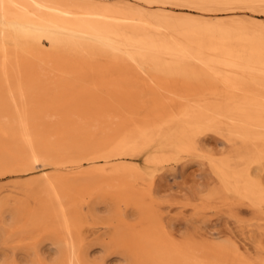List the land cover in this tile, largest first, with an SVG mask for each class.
Instances as JSON below:
<instances>
[{
	"label": "bare ground",
	"instance_id": "6f19581e",
	"mask_svg": "<svg viewBox=\"0 0 264 264\" xmlns=\"http://www.w3.org/2000/svg\"><path fill=\"white\" fill-rule=\"evenodd\" d=\"M194 157L241 241L163 218ZM263 168L264 0H0V264H264Z\"/></svg>",
	"mask_w": 264,
	"mask_h": 264
},
{
	"label": "rangeland",
	"instance_id": "374dc122",
	"mask_svg": "<svg viewBox=\"0 0 264 264\" xmlns=\"http://www.w3.org/2000/svg\"><path fill=\"white\" fill-rule=\"evenodd\" d=\"M203 141H204V144L207 147L211 148L210 150H213V151L214 150L220 151L221 150L220 148L222 146L224 147L223 145L224 143L221 140L220 136L213 132L207 133L204 136ZM139 159H140L139 162L141 161L140 163L143 164L142 157ZM203 162L204 161L198 157H194L192 159L187 158V159H183V160H180L174 163L172 166L169 165L168 167L160 171V173H158L159 175L158 177L156 176L157 179L155 181L156 184L154 186L156 188H154V191L156 195L158 196L157 199L159 198L158 200L160 204H162L163 202L161 206L162 207L161 209L164 210L163 214L165 215L166 213L169 212L167 216L165 215L163 216V218L166 217L167 219L168 217L170 219L167 221L169 223L172 222L171 224H172L173 230H175L176 233L178 232V234L184 229L189 228L192 230L191 226L194 224L196 225L195 227L197 228V224H198L199 228L200 226H202L201 228H203L205 233H208V236L210 235V237L212 236V234L213 235L222 234L221 237L216 236V238L225 239L228 237L224 235L229 234L228 236L234 238V236H231L230 233L236 229L235 228L236 226L235 225L233 226L234 220L232 219V217L231 218L227 217L228 214L226 215L225 214L226 212L219 210L220 213H216L218 212V209L212 208L211 211L209 209L208 212L207 210L205 211L206 213H204V215L202 214V216L205 218L204 220H203V217L197 216V218L200 217L199 220H203L204 222L199 221L197 218H194L196 214L194 212V209L191 210V208H193V204L197 202L198 200H200L199 197H201V195L203 194V190L205 189L204 186L208 183V181L210 184H212L211 183L212 180L210 179L211 172L210 170H208V164H206L205 162L203 163ZM208 174L210 178L208 177ZM262 176L264 180V168H263ZM207 178H208V181H207ZM1 181H2V184H1ZM10 181L12 182V179L10 177L0 178V185L7 184V182L10 183ZM205 187H207V185ZM193 199H195L196 201ZM189 204L190 206L192 205V207H190ZM163 205L164 207L166 206L165 209ZM216 209L217 211L215 212ZM166 210H168V212H166ZM192 211L194 214L192 215L193 217H191ZM210 213H212V215H210ZM168 222L166 224H169ZM193 229H194V226H193ZM235 231H238V230L236 229ZM235 231L233 233H235ZM237 234H238V237L240 236L242 237V235L241 234L239 235L238 232L234 235L237 237ZM238 237L237 239L240 240L241 237L240 238Z\"/></svg>",
	"mask_w": 264,
	"mask_h": 264
}]
</instances>
